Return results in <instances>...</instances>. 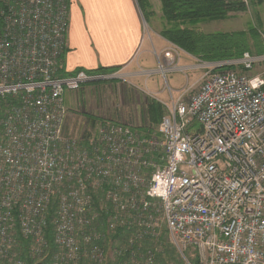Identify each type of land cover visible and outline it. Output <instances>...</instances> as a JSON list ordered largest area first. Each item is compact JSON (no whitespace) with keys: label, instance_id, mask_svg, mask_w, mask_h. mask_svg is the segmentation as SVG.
I'll return each instance as SVG.
<instances>
[{"label":"built area","instance_id":"2783aa9c","mask_svg":"<svg viewBox=\"0 0 264 264\" xmlns=\"http://www.w3.org/2000/svg\"><path fill=\"white\" fill-rule=\"evenodd\" d=\"M69 22L68 0H0V264H22L20 240L26 258H46L48 224L50 264H102L103 216L128 234L117 257L163 229L185 264H264V51L170 67L154 53L137 76L200 70L196 89H142L163 108L157 125L102 120L71 135L64 93L127 79L61 76Z\"/></svg>","mask_w":264,"mask_h":264},{"label":"crops","instance_id":"0c3cea01","mask_svg":"<svg viewBox=\"0 0 264 264\" xmlns=\"http://www.w3.org/2000/svg\"><path fill=\"white\" fill-rule=\"evenodd\" d=\"M68 5L70 22L60 75L70 76L77 71H84L89 75L105 76L110 74L107 71L116 70L124 74L127 82L119 79L98 81L84 85L80 91H66L63 95L68 109L66 126H71L68 122L76 109H111L116 112L110 114L112 119L107 117L111 121L141 128L142 123L134 121L139 117L136 109H141V116L147 105L141 90L145 88L158 93L164 100L166 93L158 87L161 80L159 74L146 79L137 76L136 72L139 69H156L154 53L159 56V62L164 67H170L176 62L180 66L189 65L195 62V57L180 48H177L178 52L174 51L176 46L162 36L167 23L162 16L160 0H141L140 3L138 0H68ZM131 65H135L136 70L125 73L123 70ZM175 73L180 72H169L166 75L172 76L170 81L174 90H180L185 85L191 86L201 76L199 73L190 82L180 85ZM133 78L136 83H132ZM99 82L108 86L96 92L93 86ZM115 109H122L123 112L119 114ZM129 109H133V114L125 116L124 112ZM84 111L85 116L95 122L103 120L94 112Z\"/></svg>","mask_w":264,"mask_h":264},{"label":"rangeland","instance_id":"374dc122","mask_svg":"<svg viewBox=\"0 0 264 264\" xmlns=\"http://www.w3.org/2000/svg\"><path fill=\"white\" fill-rule=\"evenodd\" d=\"M233 1H238L241 4H243L245 10L240 12H229L225 17L218 19L199 20L194 22L193 21L177 22L175 23V25L184 28H190L191 30H194L202 34H214V33L234 34L241 32L244 34V36L247 39V45L249 46L247 48L248 50L255 51L254 46H256V48L259 49L257 47V44L260 47L264 46V0H233ZM166 23L167 24L164 27H166L167 29L175 27V25L169 21H166ZM256 29L258 30L259 37L257 36V38H253V35L256 34V32L253 31ZM234 41H235V45L233 46L232 49L233 51L236 52L240 50L241 40L238 37H236L234 38ZM176 59L179 60V57L177 56ZM135 70H136L135 65H131L126 67L123 71L125 73H131L134 72ZM199 73H202V71L193 69V70L185 71V73H175L174 75H178L177 81L180 83V85H184L186 82H190V80L194 78L195 75H199ZM170 77L172 76L168 75L165 80L160 77L161 80L158 87H161V89L162 87L166 88L165 87L166 86L165 82H166L167 85L170 88H172V82L170 81ZM133 79L131 80L133 81L132 83H136L135 78ZM194 83H196L194 86V89H196L198 83L197 82ZM107 86L108 85L99 82L97 85L93 86V90L96 92L99 90L101 91L104 89V87ZM163 96H165V94H163ZM144 100L147 103L148 99L144 98ZM145 106L147 107V105ZM84 110H88L87 112L89 113L94 112L96 115L100 116L99 118L106 119V121H111L110 119L112 118L110 117V114H116V112L111 109L110 110L109 109H76V113H72L73 117L69 120L70 123L68 122V124H71V126H66V122L64 124L65 133L71 135H75V134L77 135L93 129L92 127L97 122H95L94 119H89V117L85 116L86 114ZM115 110L119 112V114L123 112L122 109H115ZM140 110L141 109H136V112L137 113L139 112V117H137L134 121H137L138 124L142 123V126L140 127H143L144 125L147 124L148 116L146 113V109H143V115L140 116L141 114ZM66 111L68 116V109H66ZM132 114H133V109H129L128 112H124L125 116L126 115L131 116ZM107 117H109L110 119ZM51 217L52 214L48 213L46 215V219L47 218L50 219ZM101 222H102V217H100L98 222L96 223V228L99 227ZM105 224H106V220H105ZM115 235H116L115 231H110V230H108V232L105 231V236L103 237V240L101 242H98V245L101 247L104 253V262L102 264L118 263V257L113 253V249L118 246H123L124 243L122 242H125V239L128 236L124 232L119 234L116 238L114 237ZM141 250L144 251L142 252V255H141ZM151 250H155L153 264H185L184 260L180 257L177 251L169 243L163 229L160 232L159 240L156 244L141 243L139 245L137 255L136 256L128 255L129 261L127 260L122 261V263L120 264H144V259L146 257V254ZM55 252H56V247L52 251L49 250V253L51 255L54 254ZM17 253L20 256V258L21 257L23 258V256H25V250L20 246V243L18 244ZM31 261H33V264H39L43 261V259L37 257ZM22 264H25V262L22 261ZM78 264H96V263L92 261H88L86 258L81 257Z\"/></svg>","mask_w":264,"mask_h":264},{"label":"trees","instance_id":"16d2710c","mask_svg":"<svg viewBox=\"0 0 264 264\" xmlns=\"http://www.w3.org/2000/svg\"><path fill=\"white\" fill-rule=\"evenodd\" d=\"M138 2L140 3L141 0H138ZM160 2L163 18L174 25L177 22H194L199 20L218 19L225 17L229 12H240L245 10L243 4L233 0H160ZM253 32H256V34L253 35V38H257V36L259 37L257 29ZM162 36L171 44L177 46L186 53L206 62L236 59L246 51L257 54H260L264 51V46L260 47L258 44L257 47L259 49L254 46L255 51L248 50L247 48L249 46L247 45V39L241 32L234 34H202L191 30L190 28H184L175 25V27L173 28L164 30L162 32ZM236 37L241 40V47L240 50L235 52L232 48L235 45L234 38ZM115 71L116 70H110L107 72L113 73ZM146 112L149 122L153 125H157L163 115V108L159 103H156L153 100H148ZM104 219L105 217L103 216L102 222L98 227V230L102 232H105L106 230ZM115 233L116 235L114 237L116 238L123 232L122 230H117L115 231ZM46 238L49 243V250H54L55 246L52 241L51 224H48V227L46 229ZM127 238L128 237H126L125 241L127 240ZM19 243L24 250L29 244V242L25 240H20ZM51 256L52 255L49 253V255L39 264H49ZM22 260L25 262V264H33V261L26 258L25 256H23ZM126 260L129 261L128 254L119 256L117 264H120L122 263V261Z\"/></svg>","mask_w":264,"mask_h":264},{"label":"bare ground","instance_id":"6f19581e","mask_svg":"<svg viewBox=\"0 0 264 264\" xmlns=\"http://www.w3.org/2000/svg\"><path fill=\"white\" fill-rule=\"evenodd\" d=\"M69 92H76V91H69ZM143 96V95H142ZM163 99V98H162Z\"/></svg>","mask_w":264,"mask_h":264}]
</instances>
